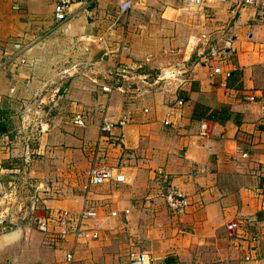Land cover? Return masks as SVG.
<instances>
[{
	"label": "crops",
	"instance_id": "crops-1",
	"mask_svg": "<svg viewBox=\"0 0 264 264\" xmlns=\"http://www.w3.org/2000/svg\"><path fill=\"white\" fill-rule=\"evenodd\" d=\"M91 1V11L117 8V16L103 20L106 33L96 31V20L81 30L82 11H78L57 29H45L41 39L42 34L30 25L31 17L19 8L32 0H0V62L14 56V44L25 46L19 57L0 70V218L9 210L6 204L16 202L6 200L3 192L7 194L29 182L44 183V193H39L33 215L29 208L20 210L31 197L12 204L11 218L15 222L26 216L34 222V217H49L60 211L77 216L88 204L101 216L117 211L118 217L101 230L98 240L69 236L64 241H48L40 232L13 222V227L5 226V232L0 233V264H113L114 252L120 246L140 248L139 252L150 256L151 264H243L242 257L247 253L255 264H264V0L243 8L206 2L196 13L183 9L184 0H132L127 18L128 12L118 13V0ZM75 7L81 8L80 4ZM68 22L77 27L71 46L73 56L79 54L77 41L90 39L94 45L89 48L88 56L93 60L89 63L97 62L101 74L74 63L80 66L79 71L67 80L57 76L52 80L54 75L40 82L34 70L40 68L46 75L56 71L52 68L58 49L55 42L61 39L53 36ZM225 40L231 41V47L226 59L217 62L221 74L211 77L197 50L221 48ZM179 63L190 71V82L182 88L151 87L137 94L101 91L102 85L110 83L104 75L114 64L128 68L141 65L143 69L136 72L156 74L166 64ZM63 85L67 92L55 103L59 113L53 118L43 110L33 114L26 109L24 114L10 111L14 106L34 105L43 99L38 89L42 91L44 86L55 91ZM177 100H182V106ZM222 109L227 114H218ZM77 114L84 119V128L72 124ZM25 115H30L29 122L39 124L37 134L44 131L37 147L27 143L34 131ZM122 118L127 123L115 130L121 135L120 144L103 148L105 137L100 124ZM166 120L169 125L164 124ZM83 130L91 141V157L93 142L99 141L98 150L101 154L107 150L111 165L112 161L123 160L127 169L134 164L141 173L150 162L162 169L163 177L155 173L157 179L122 184L120 198L112 183L90 186L86 194H66L62 189L66 182L58 178L60 173L49 176L46 170L63 173L72 165V173L79 172ZM69 154L76 157L70 165L65 158ZM71 181L75 182L74 175ZM138 182L146 189L138 191ZM171 187L188 200L183 214H172L166 207L164 195ZM163 208L171 219L168 230L159 227ZM234 220L242 222L236 232L226 228ZM90 227L91 222L87 224ZM165 231H169L167 237L163 236ZM67 254L72 256L70 262L66 261Z\"/></svg>",
	"mask_w": 264,
	"mask_h": 264
},
{
	"label": "built area",
	"instance_id": "built-area-1",
	"mask_svg": "<svg viewBox=\"0 0 264 264\" xmlns=\"http://www.w3.org/2000/svg\"><path fill=\"white\" fill-rule=\"evenodd\" d=\"M206 2L213 3H232L235 8H243L254 6L256 0H184L183 9L187 12L196 13L202 10ZM80 4L81 8L76 10L75 6ZM92 4L91 0H57L53 5V20L56 25H62L65 22L76 17L78 11L86 12ZM118 13L124 14L132 8V0H118ZM261 17L264 21V5L261 7ZM203 41H205V37ZM231 47V41L225 40L221 48L208 47L206 50H197L201 64L208 69L210 76L221 74V70L217 62H223L227 56V50ZM15 50L14 56H10L7 61L0 62V70L4 69L5 65L10 62L15 56H18L25 50V46L21 43L13 45ZM17 57V58H18ZM79 65H73L71 69L63 71L69 76L78 73ZM92 68L94 71L100 72L101 68L98 63H92L87 66V69ZM143 69L141 65H136L133 68L114 64L104 75L110 83L102 85L101 91L106 94L116 92L124 94L127 92L139 93L142 89L146 90L151 87H175L182 88L190 82V71L183 63L166 64L158 69L156 74L146 72H136ZM101 74V72H100ZM68 76V77H69ZM178 106H182V100L176 101ZM127 123L126 118H122L116 122L104 120L100 124V132L109 142L110 146L114 147L120 144L121 135L115 133L117 128L123 127ZM72 124L78 128L85 127V121L80 114H77ZM165 125L170 122L166 120ZM37 123L33 125V131H37ZM156 173L159 177H163L162 169H157ZM88 186H100L107 183L122 185L128 183V175L124 168L117 165L104 164L93 165L87 172ZM165 204L168 210L175 215L183 214L188 207L186 196L176 188H169L164 195ZM38 199L33 196L31 198L30 214L37 208ZM124 214L128 211H123ZM118 212L110 211L108 214L101 216L91 205L84 206L77 216L71 215L68 211H60L53 216L34 217V222L38 232H40L48 241L60 240L64 241L69 236H88L91 240H98L101 230L112 225V222L117 219ZM250 222L251 220H247ZM91 222L90 229L87 224ZM242 222L240 220L231 221L226 228L231 231H238ZM256 236H252L251 240H255ZM71 254L66 255V261L70 262ZM243 264H255V259L249 253L242 257ZM127 264H151V258L147 253L132 252L129 255Z\"/></svg>",
	"mask_w": 264,
	"mask_h": 264
},
{
	"label": "rangeland",
	"instance_id": "rangeland-1",
	"mask_svg": "<svg viewBox=\"0 0 264 264\" xmlns=\"http://www.w3.org/2000/svg\"><path fill=\"white\" fill-rule=\"evenodd\" d=\"M55 1H57V0H32V2L30 4H28V5L22 4V7H19V8H21L20 10L26 11L28 17H31L30 20L33 21L34 23L32 22L30 25L32 27H34L35 31L38 34L39 33L42 34V36H40L41 39L44 38V30L45 29L48 30V29L52 28L51 31H53V30L58 28L57 27L58 25H56L54 23L53 16L51 14V8H52V5ZM110 1L113 2L115 0H110ZM28 7L29 8L31 7V8L28 10ZM111 8L112 7H110V8L107 7L106 9H102L101 12H99V10H97V9L95 11L92 10L93 12L90 9H87L86 12L82 11V13L80 15V18H82V19L79 22V27L82 30L84 28L85 24L88 25L90 22H93L94 20H96L97 21L96 22V28H97L96 31L98 33H101V34L106 33L107 30H106V26L104 25L103 20L107 19V17L109 15L115 14L114 16H117L115 13L117 8H115V7H114V9L113 8L111 9ZM28 13H30V14H28ZM88 13H91V14H88ZM129 15L130 14L128 12L127 15L125 16V18H127ZM100 20H102V22L99 23ZM70 23H72V22L66 23L64 28H61L59 30V32H57L53 36V38H60L61 39L60 42H58V41L55 42V43H57L56 48H58V49H55V50H57L56 51L57 57H56V61L54 63V67H52V68L53 69L56 68V71H53L51 73V75H46L44 72H40L41 71L40 68H37L36 71L34 70V73H36L35 78L38 81L45 82L46 80H44V78H51L54 75H55V77L52 80H56L57 77H60V80H67V78H69L68 77L69 75H68V73H64V75H63V71L71 69L72 66L74 65V63H80V65L82 67L85 65L87 67L90 64L89 62L93 61V60L89 59V56H88L89 52H90L89 51L90 46L94 45L93 44L94 42L91 41L90 39L84 40L83 38H80V40L77 41L80 44L79 49H77L79 54L77 53V54H75V56H73V54H72V48L73 47L71 48V46H72V44L75 43L73 41H75L74 39L77 36V35H75V33H77V27L76 26L73 27ZM36 28H39V29H36ZM55 43H52L51 45H53V46H51V47L55 48V46H54ZM76 47L77 46H75V49H76ZM42 49L44 50V46L42 47ZM37 58L39 59L40 57H37ZM51 60H53V58H51ZM44 69L45 68L43 66V70ZM62 77H65V78H62ZM38 85H40V83ZM54 89L55 88L49 89V88L44 86L42 91H41V89H38V90H40V92H43V95H44L43 99L39 98V101L34 105H33V102H30V104H28L26 106L25 105L23 106V104L21 103L22 105H19L18 107L14 106L12 108V110L10 109V111H12L13 113L16 112V114H22V113L24 114L25 109H26V112L28 114H33L35 112L40 113L43 110L44 114L49 113V116L53 118L54 115L57 116V114L59 113V106L55 105V103L59 102L60 99H62V97L65 96V94L67 92V86L66 85L60 86L59 88H56L55 91H53ZM40 101H42V102L40 103ZM57 106H58V108H57ZM85 107H88V106L86 105ZM86 112H87L86 114L89 113L88 111H86ZM27 116L30 117V115H25L24 116V117H26L25 120H26V122H28L27 124H30L29 126L32 127L36 122L31 123V122H34L35 120L29 122ZM43 132H40V133L42 134ZM37 133H38L37 131L30 133L29 139L27 140V143L30 142V143H28L30 146L37 147V145L40 144V141H39L40 133L39 134H37ZM87 135H88V132H86L84 130L81 132V139H82V141L84 140L85 143L82 142V147H81L82 154H81V158H79V160H78L81 163L80 164L81 169H79V172L74 170V173H72V169H70V168H72V165H70V164H72L73 160H75V162H76V157L73 158L72 154L65 155L66 156L65 158L67 161H69V165L71 167L69 166V169H65L63 173H62V170H57V169L46 170V173L49 176L50 175L54 176L52 174L55 172L60 173V175H58V178H60V179L63 178L64 179L63 182H66V183H64L65 186L62 188L66 191V194L67 193L72 194V191H76V193L86 194L89 191V187H90V186H88V176H87V172H88L89 168L93 165H104V164H110L108 162H111L108 160L109 159L108 157H110V156L108 155V157H107V154H108L107 150H104L103 154H101L99 152V150H98L99 141H96L97 143L93 142L92 151L94 153L91 157V155L89 153L90 151L88 149V146H89L88 142L90 143L91 141L89 138H86ZM93 141H95V140H93ZM106 146L109 147L110 144L105 139V146H103V148L107 149L108 147H106ZM110 147H112V146H110ZM97 152H99L100 155L99 154L96 155ZM36 156H38V155H36ZM134 158L135 157H133L132 159H134ZM115 160H117V158H115ZM122 161L117 160V162L112 161V163H114V165L122 166L125 168L124 171L131 180L130 183L124 184L125 186H131V184L133 182H135V179H145V178L150 179L153 176H155L154 174L156 173V170L159 169V168L156 169L157 166L151 165L152 163L149 162L148 167H144V168L142 167V172L140 173V171H137L134 164H131L132 168H131V170H129L126 168V166H125L126 164L123 163ZM131 165H129V166H131ZM69 170L71 171V177H69ZM43 172H44V169H43ZM34 173L36 174L35 171H34ZM39 173H42L41 170ZM73 175H74L75 182L71 181ZM138 177H140V178H138ZM153 178H156V177H153ZM54 180L57 181L56 177L54 178ZM46 181L49 182L50 179H48ZM72 183H75V186L71 185ZM29 184L30 185L20 186L19 188L14 187V189L12 188L11 190H9V192H7V194H5V192H3L2 196L4 195V197L7 198L6 200H9V201L10 200L13 201L15 199L16 202L13 201V203H12L13 205L16 204L17 200H19L20 198H22L24 200L25 198L29 199L30 197L32 198L33 196H35L39 200V193H42L44 191V188H45L44 185L45 184L42 182H38V183H35V182L30 183L29 182ZM49 184H51V182H49ZM112 187H113V189H115V191L118 190V192H117L119 194L118 198H120L121 192H120L119 188L122 186L121 185H115V186L112 185ZM135 187L137 188L138 191L141 189H146V187L139 185V182ZM147 190H142V191H147ZM159 191L161 193H163V191H165V190L160 189ZM24 202H26V201H24ZM12 204H9V205L6 204V207L9 208V210H7L6 215L3 218H0V222H1L0 223V233L5 232V229L3 230V227H5V226L13 227L15 224L18 225L21 223L23 225H27L28 227L32 228L34 232H38L35 222H33L29 218V216L24 217V219H20V217H19V219L16 220V222L12 220L11 216L13 215L12 212L14 211V207ZM26 204L27 203H25V205ZM30 205H31V200L23 208H21V206H20V210L23 211L24 208H27V210H28V208H30ZM88 205H90V204H88ZM91 206H93V205H91ZM17 208H19V207H17ZM162 210L163 211H162L161 217H158L159 227L161 229L164 228L165 230H168L169 223H170L169 221L171 220L170 215L167 213L165 208H163ZM22 211H19V212H22ZM13 222H15V224ZM168 232L165 231L163 233V236L167 237L169 234ZM33 234H35V233H33ZM34 240H36L35 236H34ZM137 251L139 252L142 250L140 248L137 249L136 247L133 248L132 246L130 248H127L125 246H122V247L120 246L116 250V252H114L116 254L113 258L114 259L113 264H127L129 255L132 252H137Z\"/></svg>",
	"mask_w": 264,
	"mask_h": 264
},
{
	"label": "trees",
	"instance_id": "trees-1",
	"mask_svg": "<svg viewBox=\"0 0 264 264\" xmlns=\"http://www.w3.org/2000/svg\"><path fill=\"white\" fill-rule=\"evenodd\" d=\"M212 114L215 116L217 115V111H212ZM218 114L220 115H225L227 114V110L226 109H222ZM228 116H226L227 118ZM210 119H212L214 122H218L214 117H210Z\"/></svg>",
	"mask_w": 264,
	"mask_h": 264
}]
</instances>
